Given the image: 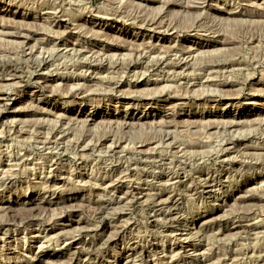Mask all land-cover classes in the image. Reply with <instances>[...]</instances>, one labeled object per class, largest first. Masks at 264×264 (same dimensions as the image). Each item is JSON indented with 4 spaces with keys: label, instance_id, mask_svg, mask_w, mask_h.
<instances>
[{
    "label": "rangeland",
    "instance_id": "1",
    "mask_svg": "<svg viewBox=\"0 0 264 264\" xmlns=\"http://www.w3.org/2000/svg\"><path fill=\"white\" fill-rule=\"evenodd\" d=\"M11 64L0 264H264V0H0Z\"/></svg>",
    "mask_w": 264,
    "mask_h": 264
},
{
    "label": "bare ground",
    "instance_id": "2",
    "mask_svg": "<svg viewBox=\"0 0 264 264\" xmlns=\"http://www.w3.org/2000/svg\"><path fill=\"white\" fill-rule=\"evenodd\" d=\"M79 1H80V0H79ZM179 1H180V0H179ZM112 3H113V2H112ZM107 4H108V2H107ZM110 4H111V3H110ZM57 5H58V4H57ZM108 5H109V4H108ZM108 5H107V6H108ZM111 5H112V4H111ZM46 6H47V5H46ZM114 6H115V5H114ZM114 6H113V7H114ZM59 7H60V6H59ZM102 7H103V6H101L100 9H101ZM105 8H106V7H104V9H105ZM107 8H108V7H107ZM58 9H59V8H58ZM61 10H62V9H61ZM63 10H64V9H63ZM111 10H112V9H111ZM114 10H115V9H114ZM60 12H61V11H60ZM116 12H117V11H116ZM119 14H120V13H119ZM106 17H107V16H106ZM160 23H161V22H160ZM146 25H147V24H146ZM162 26H163V25H162ZM167 30H168V29H167ZM21 34H22V33H21ZM23 34H24V33H23ZM22 37H23V36H22ZM26 39H27V37H26ZM22 40H23V39H22ZM57 40H58V39H57ZM25 41H26V40H25ZM26 42H27V41H26ZM70 50H71V49H70ZM70 52H71V51H70ZM80 53H81V52H80ZM63 54H64V53H63ZM23 55H24V54H23ZM29 55H30V54H29ZM29 55H28V56H29ZM57 55H58V54H57ZM28 56H27V57H28ZM80 56H81V55H80ZM22 57H23V56H22ZM46 57H47V56H46ZM184 57H185V56H184ZM28 58H29V57H28ZM28 58H27V59H28ZM33 58H34V59H33V61H34V60H35V57H33ZM157 58H158V57H157ZM179 58H180V57H179ZM21 59H22V58H21ZM27 59H26V60H27ZM41 59H42V58H41ZM45 59H46V58H45ZM48 59H49V58H48ZM48 59H47V60H48ZM142 59H143V58H142ZM183 59H184V58H183ZM183 59H182V60H183ZM26 60H25V61H26ZM31 60H32V59H31ZM37 60H38V59H37ZM49 60H51V59H49ZM155 60H156V59H155ZM161 60L164 61L163 58H162ZM167 60H168V59H167ZM179 60H181V58H180ZM185 60H186V59H185ZM1 61H2V60H1ZM27 61H28V60H27ZM138 61H139V60H138ZM163 61H162V62H163ZM3 62H4V61H3ZM3 62H2V63H3ZM5 62H6V61H5ZM15 62H16V61H15ZM29 62H30V61H29ZM34 62H37V61H34ZM40 62L43 63L44 60L42 59V60H40ZM145 62H146V61H145ZM150 62H151V61H150ZM156 62H157V61H156ZM176 62H177V60H176ZM7 63H8V62H7ZM7 63H6V65H7ZM9 63H10V62H9ZM46 63H47V61H46ZM48 63H49V61H48ZM111 63H112V62H111ZM151 63H152V62H151ZM154 63H155V61L153 62V64H154ZM160 63H161V62H160ZM166 63H167V62H165V65H167ZM174 63H175V62H174ZM179 63H180V62H179ZM182 63H183V62H182ZM33 64H34V63H33ZM33 64H31V65H33ZM37 64H38V68H40V67H41V63H37ZM115 64H116V63H115ZM135 64H136V63H135ZM4 65H5V64H4ZM11 65H12V64H11ZM11 65H9L8 67H2V65H1V66H0V71H2V72H6V71L9 72V71H11V72H13V73L16 72L17 69H16L15 67H13V65H12V66H11ZM123 65L125 66V63H124ZM123 65H122V67H124ZM128 65H129V64H127L126 67H128ZM132 65H133V64H132ZM136 65H137V64H136ZM150 65H151V64H150ZM188 65H189V64H188ZM16 66H17V65H16ZM48 66H49V65H48ZM115 66H116V65H115ZM142 66H143V65H142ZM163 66H164V65H163ZM163 66H162V67H163ZM29 67H30V66H29ZM126 67H125V68H126ZM135 67H136V66H135ZM154 67H155V64H154ZM154 67H153V69H154ZM156 67H157V66H156ZM156 67H155V68H156ZM162 67H161V68H162ZM172 67H173V66H172ZM18 68H19V67H18ZM33 68H34V67H33ZM35 68H36V66H35ZM110 68H111V67H110ZM112 68H113V67H112ZM119 68H120V66H119ZM22 69H23V68H22ZM22 69H21V70H22ZM26 69H27V68H26ZM42 69H43V68H42ZM44 69H45V68H44ZM47 69H48V68H47ZM150 69H151V68H150ZM31 70H32V69H31ZM48 70H49V69H48ZM115 70H116V69H115ZM117 70H118V68H117ZM125 70H127V69H125ZM156 70H157V69H156ZM156 70H155V71H156ZM208 70H209V69H208ZM85 71H86V70H85ZM110 71H112V70H110ZM156 73H157V72H156ZM8 74H9V73H8ZM10 74H11V73H10ZM13 75H14V74H13ZM7 76H8V75H7ZM14 76H15V75H14ZM14 76H13V77H14ZM110 78H111V77H110ZM205 81H208V79H207V80L205 79ZM213 83H214V82H213ZM228 84H229V83H228ZM11 94H12V93H11ZM6 98H7V95H6V94H4V93H0V101H5V100H7ZM83 144H84V143H83ZM112 154H113V153H112ZM229 158H230V157H229ZM206 181H207V180H206ZM204 182H205V181H204ZM208 182H209V181H207L206 184H205V187H203V192H204V191H205V192H209V191L212 192V190L215 189L216 185L213 184V183H211V182H210V183H208ZM206 185H207V186H206ZM162 207H163V206H162ZM156 213H157V212H156ZM136 263H137V262H136Z\"/></svg>",
    "mask_w": 264,
    "mask_h": 264
}]
</instances>
